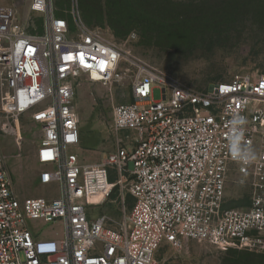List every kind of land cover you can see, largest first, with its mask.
Instances as JSON below:
<instances>
[{
    "label": "built area",
    "instance_id": "built-area-1",
    "mask_svg": "<svg viewBox=\"0 0 264 264\" xmlns=\"http://www.w3.org/2000/svg\"><path fill=\"white\" fill-rule=\"evenodd\" d=\"M71 1L57 15L54 0H29L38 31L0 4V109L39 126L38 183L52 193L20 197L0 150V264H156L163 244L190 240L264 254V70L196 88L132 57ZM130 69L129 101L111 105L113 150L82 161L77 78L111 88ZM231 176L250 179L248 206L225 205ZM113 190L133 203L111 226L88 209Z\"/></svg>",
    "mask_w": 264,
    "mask_h": 264
},
{
    "label": "rangeland",
    "instance_id": "rangeland-1",
    "mask_svg": "<svg viewBox=\"0 0 264 264\" xmlns=\"http://www.w3.org/2000/svg\"><path fill=\"white\" fill-rule=\"evenodd\" d=\"M71 3V0H54L57 15H67L63 10L70 11ZM76 3L87 24L102 28L116 42L123 44L132 57L196 88H207L237 73L264 70V3L259 6V18L247 16L240 20L235 17L219 22L206 17L194 8L195 4L187 1L174 0L166 7L160 0L161 6L175 15L168 17L164 9L165 13H158L165 16L164 19L153 16L156 24H161L157 30L156 27L142 26L145 21L141 19L134 21L141 27L132 28L120 36H115L108 26L107 11L110 5H114L113 0H76ZM137 3L133 0L131 7H136ZM0 4L13 7L18 23L25 29L38 31L41 28L39 17L28 11L29 0H0ZM177 14L183 17L177 20L174 18ZM31 17L36 19L35 25L31 23ZM117 22L126 24L122 15L117 17ZM221 23L224 25H219ZM132 73L130 69L122 84L111 88L86 76L77 78L74 107L79 117L80 143L76 152L82 161L98 162L113 150L115 134L110 130L111 105L129 101ZM152 97L159 100L161 90L153 88ZM40 136L39 126L26 116L7 115L0 109V150L14 188L22 198L52 194L37 181L40 166L35 159V150ZM230 179L225 205L248 206L252 196L250 179L242 182L238 176ZM127 196L122 199L118 191L113 190L104 201L91 206L88 213L92 217L106 215L114 226L123 213L130 210ZM155 259L156 264H264L261 252L246 249L221 251L213 244L195 240L187 241L180 250L163 244Z\"/></svg>",
    "mask_w": 264,
    "mask_h": 264
},
{
    "label": "trees",
    "instance_id": "trees-1",
    "mask_svg": "<svg viewBox=\"0 0 264 264\" xmlns=\"http://www.w3.org/2000/svg\"><path fill=\"white\" fill-rule=\"evenodd\" d=\"M114 5H110L107 11L108 17V26L114 32L115 36H120L127 33L130 29L135 28L137 26L134 21H138L142 19L144 25L146 27H161V24H156L153 16H158L160 20L164 19L165 16L159 15V12L165 13L163 11L173 3L174 0H161L166 4V7L163 8L159 3L160 0H136L137 6L131 7V2L133 0H113ZM187 1L188 3L195 4L194 8L198 9V11L203 12L206 17H210L219 22H227L228 18H237L243 20L247 18V16H253L259 18L261 17L259 6L264 3V0H182ZM256 4L253 7L251 4ZM109 6V5H108ZM114 7V8H113ZM167 11V9H166ZM122 15L123 20L126 21V24L119 25L117 22V17ZM150 15L152 17H150ZM168 17L175 15L174 13L169 14L167 11ZM167 17V16H166ZM183 15L177 14L174 18L179 20ZM203 17V16H202ZM219 18V20H217ZM239 21V20H238ZM174 25V24H173ZM219 25H224L221 23ZM122 27V28H121ZM126 201H130V206L133 203V198L128 195ZM235 250V249H229Z\"/></svg>",
    "mask_w": 264,
    "mask_h": 264
},
{
    "label": "crops",
    "instance_id": "crops-1",
    "mask_svg": "<svg viewBox=\"0 0 264 264\" xmlns=\"http://www.w3.org/2000/svg\"><path fill=\"white\" fill-rule=\"evenodd\" d=\"M99 162V161H98ZM89 163H91V162H89ZM92 163H95V162H92ZM37 181H38V174H37Z\"/></svg>",
    "mask_w": 264,
    "mask_h": 264
}]
</instances>
